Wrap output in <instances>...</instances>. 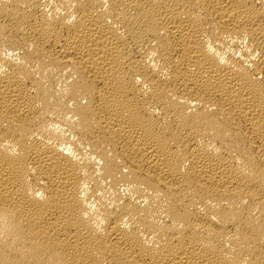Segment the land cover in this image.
<instances>
[{
  "label": "bare ground",
  "instance_id": "obj_1",
  "mask_svg": "<svg viewBox=\"0 0 264 264\" xmlns=\"http://www.w3.org/2000/svg\"><path fill=\"white\" fill-rule=\"evenodd\" d=\"M0 264H264V0H0Z\"/></svg>",
  "mask_w": 264,
  "mask_h": 264
}]
</instances>
